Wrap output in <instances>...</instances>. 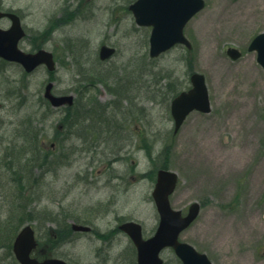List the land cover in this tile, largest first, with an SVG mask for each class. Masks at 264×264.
Masks as SVG:
<instances>
[{"label": "rangeland", "instance_id": "rangeland-1", "mask_svg": "<svg viewBox=\"0 0 264 264\" xmlns=\"http://www.w3.org/2000/svg\"><path fill=\"white\" fill-rule=\"evenodd\" d=\"M205 1L206 6L188 22L185 33L194 47L191 69L205 74L212 110L193 111L177 134L173 133L169 93L163 91L168 89L170 78L178 79L182 88L190 85L185 47L176 46L151 58L149 29L136 25L123 3L116 8L106 6L93 23L77 20L70 35L91 37L88 60L95 58L97 44L103 39L117 48L116 56L103 67L113 68L116 79L132 72L136 83L134 101L144 107L142 112L146 111L141 115L139 107H135L133 130H146L155 153L166 141L172 143L167 161L179 175V185L171 196L172 206L186 211L194 201L202 205L197 219L181 233V238L206 252L215 264H264V68L257 61L256 51L248 50L251 39L264 31V0ZM3 2L25 9L29 35L46 20L40 8L55 9L53 0ZM25 44H29L27 37ZM56 46H60L56 39L45 45L50 50ZM229 46L239 48L242 56L232 59L227 53ZM76 72L70 63L66 67L58 62L53 76L55 92L75 94ZM21 74L19 65L14 64L3 66L0 72V157L14 139L16 123L35 108L50 77L44 66L30 74L25 89L28 102L17 108L4 96L9 83ZM94 91L102 102L113 96L101 84ZM61 116V110L54 111L46 121L38 123L47 131V146ZM69 141L66 147L70 146ZM118 152L110 148L93 154L79 152L73 167H58L48 174L43 181V196L32 206L42 213L47 209L53 213L64 211L79 219L91 218L93 213L111 207L140 220L146 233H151L158 219L152 198L155 180L142 173L158 168L159 161L150 162L137 135L122 149L123 158L105 162ZM84 169L87 181L67 194L77 172L83 173ZM113 174L119 177L109 179ZM4 177L8 178L5 173ZM4 209L6 213L8 205ZM77 237L80 238L61 246L58 256L75 264H103L96 255L102 242L92 235ZM129 248V240L121 236L113 254L122 255ZM162 255L166 264H180L171 249H165ZM121 263L125 264V260Z\"/></svg>", "mask_w": 264, "mask_h": 264}, {"label": "water", "instance_id": "water-1", "mask_svg": "<svg viewBox=\"0 0 264 264\" xmlns=\"http://www.w3.org/2000/svg\"><path fill=\"white\" fill-rule=\"evenodd\" d=\"M204 6V0H137L130 8L137 23L153 27L150 36V54L158 56L178 43L191 47L183 30L189 19ZM4 14L6 13L0 11V17ZM10 16L13 18L12 26L7 30L0 28V57L20 62L27 71H32L42 63L46 64L49 70L55 69V61L50 51L41 49L36 53H28L19 49L18 42L25 32L19 18L12 14ZM249 49L257 50L258 61L264 66V32L252 40ZM114 51V48L104 45L101 49V56L107 58ZM228 53L233 58L241 55L235 48H230ZM191 80L193 87L189 91L179 94L171 104L176 131L192 110L198 109L205 112L211 110L204 75L194 73ZM52 87L53 82H49L46 86L45 96L54 106L73 102V95H54L51 92ZM177 182L176 172L166 169L158 171L153 196L160 214V224L155 236L144 240L141 235V226L135 222H129L122 226L137 245L139 264H161L162 259L159 254L165 246H172L183 264H213L205 253L198 252L191 244L178 239L180 232L189 226L198 215L200 204L193 203L186 216L182 215L181 210L173 209L169 197L175 190ZM80 228L84 229V227ZM36 245L32 227H24L17 235L13 246L21 264H70L55 257L39 261L31 256Z\"/></svg>", "mask_w": 264, "mask_h": 264}, {"label": "trees", "instance_id": "trees-1", "mask_svg": "<svg viewBox=\"0 0 264 264\" xmlns=\"http://www.w3.org/2000/svg\"><path fill=\"white\" fill-rule=\"evenodd\" d=\"M189 67H191L192 63V56L191 52H188V54L185 57ZM77 60V59H76ZM110 74H115V72H95V71H82L78 70V75L80 76L79 80L80 83L76 87V91L78 92L79 96L87 95V91L91 90L88 88V83H98V82H104L109 87V90L120 100L124 96L127 95V91L125 92L124 87H120V81L122 79H115V84L111 85L109 83V80L111 79ZM25 81V80H23ZM86 83L83 85V83ZM25 86L27 87L26 82H24ZM169 89L168 92L170 96H173L177 93V84L175 80H171L169 82ZM91 94V91L90 93ZM40 101L43 103L42 105L45 106L43 113L41 115V118H38V120H44L45 118L49 117L52 113L50 104L46 102L45 100L40 99ZM121 101L113 100L111 102L107 103H97L94 101H88L85 104L88 105L86 109H74L73 112L76 113L73 117V121L80 120L81 116L79 113H87L86 118L89 120V126L90 130L92 129H105L104 133L106 135H116L118 128H121L123 124V116H122V110H121ZM70 107H66L64 109V112H69ZM108 111V118L106 117ZM132 111V110H130ZM114 112L116 117H119V119H111L110 114ZM117 114H120V116H117ZM37 111L33 110L31 113H28L23 116L22 121L19 123V132L18 135L23 137V140L25 142L24 146L21 147V145L13 146L10 149L8 158H4V163L2 165L3 168H7L9 172L11 173V180L14 182L15 191L13 192L14 204L12 205L10 212L5 217V220L0 221V247L4 249L3 256H0V264H19L12 252V242L14 239L15 234L17 233L20 226L27 220L33 219L34 216V209L31 208L29 203L32 200V197L30 194H27L26 185L28 183H33L37 180L38 174L34 173V170L36 167L45 168L47 167L51 161L52 151L46 150V148L42 145L40 142V134L41 132L40 128L36 124L37 119ZM60 121L64 124L65 133H68V128H71L72 125L68 124V121H70L69 116L67 114L63 115L60 119ZM120 121L122 123H120ZM109 124V126H108ZM113 126H111V125ZM95 131V130H94ZM93 131V132H94ZM67 135V134H65ZM17 137V135H16ZM62 145V144H61ZM62 148V147H61ZM150 149H147V154L149 156H152ZM64 152V151H62ZM170 153V148L165 147L164 149L160 150L159 156H163L166 158ZM67 152H64V155H66ZM151 161L154 162L153 158H150ZM163 167L167 166V162L162 161ZM24 173L25 181L21 178V175ZM26 198V202L21 204L19 200L23 196ZM66 233V234H65ZM69 233L67 230H63L59 232V237L62 239L64 236H66ZM63 234H65L63 236Z\"/></svg>", "mask_w": 264, "mask_h": 264}, {"label": "flooded vegetation", "instance_id": "flooded-vegetation-1", "mask_svg": "<svg viewBox=\"0 0 264 264\" xmlns=\"http://www.w3.org/2000/svg\"><path fill=\"white\" fill-rule=\"evenodd\" d=\"M49 1V0H46ZM54 8L52 16V21L45 27V30H51L52 37L51 39L58 40L59 43L65 44L70 48L75 46H82V50L84 53H88V51L92 47L91 37L89 35H70L71 27L77 20H82L84 23L94 22L97 17H101L105 11L106 6L108 7H121L122 3H127V0H53ZM3 0H0V7L6 11H13L20 15L22 19L23 26L28 29L27 23L25 22V14L21 9H15L10 4H6ZM9 5V6H8ZM42 6V3L40 4ZM2 21V25L9 27L11 25V20L9 17H4ZM46 23V22H45ZM37 31H41L42 28L36 29ZM60 34V35H59ZM69 34V35H68ZM29 44L26 46L25 40L26 37L21 40V47H23L27 51H35L36 47H38L41 41L44 40L45 37H40L39 40H34L33 36L27 37ZM105 41H99L97 44V55L99 52V48ZM54 51H58V47H55ZM98 63H103L100 60L99 55ZM54 146V145H53ZM71 164V163H70ZM73 185L70 186V190H72ZM70 224L73 222L85 223L92 227L91 231L83 232L81 235H92L97 241L102 242L101 253L103 257L109 262H114L117 258L111 257L114 253V246L116 244L117 238L120 233V226L123 222L131 219H122L120 213L115 212L114 209H103L99 210L97 213H93V217L82 219L77 217H71L67 219ZM48 224H51L53 227L58 228V223L56 221H47ZM102 224V225H100ZM143 226V224H142ZM101 235H99V234ZM143 234L145 237L144 229ZM153 232L150 234L152 235ZM113 246V247H112Z\"/></svg>", "mask_w": 264, "mask_h": 264}]
</instances>
